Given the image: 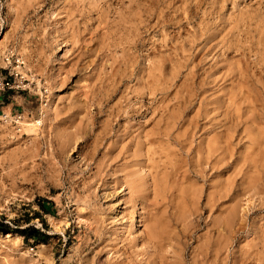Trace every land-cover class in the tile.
Here are the masks:
<instances>
[{
    "label": "rangeland",
    "instance_id": "obj_1",
    "mask_svg": "<svg viewBox=\"0 0 264 264\" xmlns=\"http://www.w3.org/2000/svg\"><path fill=\"white\" fill-rule=\"evenodd\" d=\"M7 45L47 93L0 130V264H264V0H0Z\"/></svg>",
    "mask_w": 264,
    "mask_h": 264
},
{
    "label": "built area",
    "instance_id": "obj_2",
    "mask_svg": "<svg viewBox=\"0 0 264 264\" xmlns=\"http://www.w3.org/2000/svg\"><path fill=\"white\" fill-rule=\"evenodd\" d=\"M30 77L24 60L13 46L7 45L0 50V130L7 128L9 132L16 134L21 132L26 123H31L36 128L40 126L46 105L47 87L42 85L33 93L37 106L32 115ZM16 91L22 92L23 102L13 105V93Z\"/></svg>",
    "mask_w": 264,
    "mask_h": 264
},
{
    "label": "bare ground",
    "instance_id": "obj_3",
    "mask_svg": "<svg viewBox=\"0 0 264 264\" xmlns=\"http://www.w3.org/2000/svg\"><path fill=\"white\" fill-rule=\"evenodd\" d=\"M212 47H213V46H212ZM241 74H242V72H241ZM239 77H241V76H239ZM242 79H244V78H242ZM248 96H249V95H248ZM37 124H39V123H37ZM188 124H189V123H188ZM189 125H190V124H189ZM30 126H33V125H32L31 123H26L25 126L23 127V129H26V127H30ZM168 127H169V126H168ZM33 128H34V129H38V127H37V128H36V127H33ZM164 131H165V130H164ZM164 131H161V133L163 132V134H164L165 136H167V139H166V140H167V142H168V141H170V139L172 138V137H171V134H170L169 132H167L168 130L166 131V133H164ZM191 131H192V130H191ZM141 133H142V132H141ZM153 133H154V132H153ZM156 133H158V131H157ZM151 134H152V133H151ZM151 134H148V135H151ZM189 134H190V133H189ZM148 135H147V136H148ZM153 135H154V134H153ZM155 135H156V134H155ZM183 136H184V135H183ZM179 137H180V136H179ZM151 138H152V137H151ZM178 139H179V138H178ZM178 139H177V140H178ZM149 140L151 141V139H149ZM154 140H155V139H154ZM154 140H153V142H154ZM158 140H159L160 142H162V141H161V138L158 139ZM145 141H146V140H145ZM181 141H182V140H181ZM184 141H186V140L184 139ZM142 142H143V141H142ZM147 142H148V141H147ZM153 142H152V143H149V144H154L155 142H154V143H153ZM165 142H166V141H165ZM171 142H172V141H171ZM178 142H180V141H178ZM157 143H158V142H157ZM176 143H177V142H176ZM116 144L118 145L119 142L116 143ZM121 144H123V143H121ZM178 144H179V143H178ZM162 145H163V144H162ZM183 145H185V144L183 143ZM183 145H182V146H183ZM135 146H136V145H135ZM146 146H147V145H146ZM159 146H160V145H159ZM136 147H137V146H136ZM160 147H161V146H160ZM184 147H185V146H184ZM119 148H120V144H119ZM179 148H180V147H179ZM182 148H183V147H182ZM159 149H160V148H159ZM168 149H169V148H168ZM186 149H187V148H186ZM161 150H162V149H161ZM173 150H175V149H173ZM176 150H178V149H176ZM184 150H185V149H184ZM216 150H217V149H216ZM118 151H120V150H118ZM118 151H116V152H118ZM163 151H165V150H163ZM133 152H134V150H133ZM173 152H175V151H173ZM178 152H179V150H178ZM163 153H164V152H163ZM165 153H166V152H165ZM175 153H177V152H175ZM175 153H174V154H175ZM181 153H182V152H181ZM120 154H121V153H120ZM168 154H170V153H168ZM187 154H188V153H187ZM220 154H221V153H219V151H218V152L216 153L217 157H220ZM134 155H135V154H134ZM165 155H167V154H165ZM180 155H181V154H180ZM115 156H116V155H115ZM115 156H114V157H115ZM124 156H125V155H124ZM168 156H169V155H168ZM168 156H167V157H168ZM187 156H188V155H187ZM167 157L164 156V159L166 160ZM185 157H186V156H185ZM185 157H184V159H185ZM134 158H135V156H134ZM181 158L183 159V156H181ZM181 158H178V159H181ZM111 159H112V157H111ZM124 159H125V158H124ZM171 159H172V158H171ZM182 159H181V160H182ZM217 159H218V158H217ZM153 160H154V159H153ZM176 160H177V159H176ZM206 160H207V159H206ZM119 161H120V160H119ZM169 162H170V161H169ZM169 162H168V163H169ZM176 162H177V161H176ZM164 163H165V162H164ZM178 163H181V161L178 162ZM130 164H131V163H130ZM165 164H166V163H165ZM165 164H164V165H165ZM170 164H171V162H170ZM170 164H168V165H170ZM173 164H174V163H173ZM107 165H108V164H107ZM121 165H123V164H121ZM136 165H137V164H135V166H136ZM164 165H163V167H164ZM109 166H110V165H109ZM124 166H125V165H124ZM135 166H134V167H135ZM170 166H171V165H170ZM180 166H181V165H180ZM194 166H195V165H194ZM194 166H193V167H194ZM105 167H107V166H105ZM114 167H115V166H114ZM121 167H123V166H120V168H121ZM139 167H140V166H138V168H139ZM158 167H159V166H158ZM176 167H178V166H176ZM176 167H173V169L175 168V169L179 170V169L176 168ZM110 168H111V167H110ZM126 168H127V166H126ZM129 168H130V166H129ZM140 168H141V167H140ZM115 169H116V168H115ZM173 169H172L171 172H173V175H174L175 170H173ZM218 169H219V168H218ZM102 170H103V169H102ZM111 170H112V169H111ZM123 170H125V168L120 169L118 172L121 173V171H123ZM132 170H133V169H132ZM103 171H104V170H103ZM147 171H148V170H147ZM101 172H102V171H101ZM116 172H117V171H116ZM130 172H131V171H130ZM185 172H187V170H186V171L184 170L183 172H181V174H184ZM127 173H128V171H127ZM138 173H139V172H138ZM177 173H178V172H177ZM179 173H180V172H179ZM218 173H219V172H218ZM102 174H103V172H102ZM136 174H137V172H136ZM139 174H140V173H139ZM171 174H172V173H171ZM112 175H113V174H112ZM127 175H128V174H127ZM127 175H126V173H125V176H127ZM129 175H130V174H129ZM133 175H135V174H133ZM164 175H165V174H164ZM169 175H170V174H169ZM196 175H197V174H196ZM218 175H219V174H218ZM97 176H99V175H97ZM100 176H101V175H100ZM117 176H118V175H117ZM123 176H124V174L122 175V177H123ZM131 176H132V174L130 175V177H131ZM137 176H138V174H137ZM140 176H141V175H140ZM184 176H185V175H184ZM184 176H183V178H184ZM134 177H135V176H134ZM152 177H153V176H152ZM152 177H151V179H152ZM160 177H161V176H160ZM164 177H165V176H164ZM185 177H186V176H185ZM218 177H219V176H218ZM115 178H116V177H114V179H115ZM123 178H124V177H123ZM123 178H122V179H123ZM126 178H127V177L124 178V183L128 181V180H126ZM165 178H166V177H165ZM98 179H99V177H98ZM101 179H102V178H101ZM138 179H139V178H138ZM166 179H167V178H166ZM119 180H120V179H119ZM125 180H126V181H125ZM159 180H161V178H159ZM164 180H165V179H164ZM164 180H163V181H164ZM111 181H112V180H111ZM129 181H132V178H131ZM154 181H155V180H154ZM100 182H101V181H100ZM133 182H135V179H134ZM97 183H98V181H97ZM127 183L129 184V182H127ZM153 183H155V182H153ZM153 183H152V187H155V184H153ZM162 183H163V182H162ZM103 184H104V183H103ZM103 184H101V185H103ZM114 184H115V183H114ZM125 184H126V183H125ZM123 185H124V184H123ZM126 185H127V184H126ZM161 185H162V184H161ZM132 186H133V185H132ZM116 187H117V185H116ZM121 187H123V186H121ZM121 187H120V188H121ZM141 187H142V186H141ZM118 188H119V187H118ZM126 189H127V188H126ZM142 189H143V188H142ZM144 189H145V188H144ZM127 190H128V191L130 190L129 185H128V189H127ZM137 190H138V189H137ZM156 190H157V189H156ZM182 190H183V189H182ZM140 191H141V190H140ZM152 191H154V192H153V196L157 194V193H155V189H152ZM157 191H158V190H157ZM134 192H135V191H134ZM128 193H130V192H128ZM132 193H133V192H132ZM136 193H137V191H136ZM138 193H139V192H138ZM154 193H155V194H154ZM130 194H131V193H130ZM160 194H161V193H160ZM128 195H129V194H128ZM132 195H133V194H132ZM158 195H159V193H158ZM153 196H152V200H153ZM136 197H137V199H138L140 196L137 194ZM145 197H146V196H145ZM160 197H161V196H160ZM131 198H132V197H131ZM154 198H155V197H154ZM125 199H128V198H125ZM143 199H144V198H143ZM155 199H156V198H155ZM155 199H154V200H155ZM128 200H129V199H128ZM147 200H148V199H147ZM152 200H151V201H152ZM133 201H134V200H133ZM133 201H132V202H133ZM126 202H127V200H126ZM126 202H124V203H126ZM136 202H137V201H136ZM138 202H139V201H138ZM143 202H145V201H143ZM147 202H148V201H147ZM127 203H129V202H127ZM152 203H154V201H153ZM131 204H132V203H131ZM154 204H155V203H154ZM137 205H139V204H137ZM147 205H148V204H147ZM135 206H136V204H135ZM146 210H147V209H146ZM151 211H152V210H151ZM155 211H156V210H155ZM144 212H145V211H144ZM144 212H143V213H144ZM143 213H142V215H143ZM147 213H148V215L152 214V212H150V211L147 212ZM144 214H145V213H144ZM153 214H154V212H153ZM153 214H152V215H153ZM153 216H155V215H153ZM153 216H152L151 219L154 220V221H156V219H154ZM157 216H158V215H157ZM159 216H160V215H159ZM130 217H131V216H130ZM150 217H151V216H150ZM147 218L149 219V216H147ZM147 218H146V219H147ZM159 219H160V218H159ZM97 220H98V219H97ZM97 220H96V221H97ZM149 221H151V220L149 219ZM149 221H146V220L143 221V222H145L146 224H147V222H148V224H147V226L145 227V228L147 229V230L145 231L146 233H144L145 236H144L143 234H141L142 237H143V238H142V239H143L142 242H143V241L145 242V240L148 241V243L151 242V246H152L153 250L155 251V249H156V250L158 249V247L160 246L161 242H160L158 239L155 238V235H156V237H157V232H158V231H155V230H157V228H155V226H154L155 224L153 223V227L155 228V229H154V228L152 227V224H151L153 221L150 222V223H149ZM156 222H157V221H156ZM156 222H155V223H156ZM160 222H161V221H160ZM145 223H144V224H145ZM158 223H159V222H158ZM146 224H145V225H146ZM150 224H151V227H149ZM160 225H161V224H160ZM156 227H157V226H156ZM160 227H161V226H160ZM148 228H149V230H148ZM162 228H164V227H162ZM141 231H142V230H141ZM128 232H129V231H128ZM138 235H139V234H138ZM160 235H161V234H160ZM137 237H138V236H137ZM167 237H168V236H167ZM120 238H121V237H120ZM124 238H125V237H124ZM160 238H161V237H160ZM163 238H164V237H163ZM127 239H128V238H127ZM129 239H130V238H129ZM132 239H133V240H136V238H135V239L132 238ZM137 239H138V238H137ZM122 240H123V239H122ZM139 240H140V239H139ZM165 240H166V239H165ZM129 241H130V240H129ZM127 242H128V241H127ZM142 242H141V243H142ZM159 242H160V243H159ZM141 243H139V244H141ZM123 244H124V242H123ZM131 244H132V243H131ZM133 244H134V243H133ZM142 244H144V243H142ZM149 244H150V243H149ZM167 244H168V243H167ZM115 245H116V244H115ZM137 245H138V244H137ZM144 245H145V244H144ZM161 245H162V244H161ZM120 247H121V246H120ZM122 247H123V246H122ZM160 247H161V246H160ZM162 247H163V246H162ZM133 248H134V247H133ZM118 249H119V248H118ZM118 249H117V250H118ZM146 249H147V248H146ZM144 250H145V249H144ZM150 250H151V249H150ZM153 250H152V251H153ZM140 252H141V251H140ZM159 252H160V250H159ZM161 252H163V249H162ZM165 252H166V251H165ZM138 253H139V252H138ZM142 253H143V252H142ZM146 253H147V252H146ZM146 253H145V254H146ZM149 253H150V252H149ZM157 254H158V253H157ZM143 255H144V254H143ZM151 255H153L152 252H151L150 256H151ZM154 255H155V254H154ZM151 257H153V256H151ZM151 259H152V258H151ZM151 259L148 258V260L146 261V264H156V263H155V260H151ZM156 259H157V258H156ZM145 260H146V259H145ZM160 260H161V259H160ZM163 260H164V259H163ZM116 261H117V260H116ZM120 261H121V260H120ZM156 261H157V260H156ZM117 262H118V261H117ZM123 262H124V261H123ZM137 262H138V261H137ZM165 262H166V261H165ZM112 264H113V263H112ZM121 264H122V263H121ZM159 264H163L162 260L159 262Z\"/></svg>",
    "mask_w": 264,
    "mask_h": 264
},
{
    "label": "trees",
    "instance_id": "obj_4",
    "mask_svg": "<svg viewBox=\"0 0 264 264\" xmlns=\"http://www.w3.org/2000/svg\"><path fill=\"white\" fill-rule=\"evenodd\" d=\"M11 227H9L6 223H0V232H7V231H11ZM22 234H24V236H28L31 238L36 239L37 237L41 236V237H45V235L43 233H41L40 231H38L35 228H22L20 229V231Z\"/></svg>",
    "mask_w": 264,
    "mask_h": 264
}]
</instances>
